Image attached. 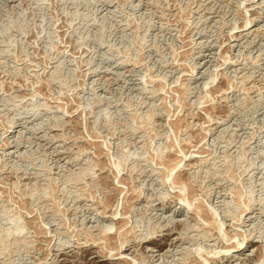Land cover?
Here are the masks:
<instances>
[{
    "label": "rangeland",
    "instance_id": "rangeland-1",
    "mask_svg": "<svg viewBox=\"0 0 264 264\" xmlns=\"http://www.w3.org/2000/svg\"><path fill=\"white\" fill-rule=\"evenodd\" d=\"M220 263L264 264V0H0V264Z\"/></svg>",
    "mask_w": 264,
    "mask_h": 264
},
{
    "label": "bare ground",
    "instance_id": "bare-ground-1",
    "mask_svg": "<svg viewBox=\"0 0 264 264\" xmlns=\"http://www.w3.org/2000/svg\"><path fill=\"white\" fill-rule=\"evenodd\" d=\"M171 163H172V162H171ZM177 165H178V164H175V165L173 166V168H171V169H175ZM171 171H172V170H171ZM177 181H178V180H177ZM196 213H197V212H196ZM196 215H197V214H196ZM209 216H210V215H209ZM206 220H207V219H206ZM210 221H211V220H210ZM213 223H214V222H213ZM211 226H212V225H211ZM237 246H240V245H237ZM228 247H229V246H228ZM233 247H234V246H233ZM225 248H226V246H225ZM225 248H224V249H225ZM239 249H240L239 247H237V248L235 247V248H234L235 251H238ZM225 250H226V249H225ZM227 250H228V248H227ZM227 250H226V251H227ZM229 250H230V248H229ZM231 250H232V249H231ZM226 251H224V252H226ZM224 252H223V253H224ZM224 254H225V253H224ZM226 256H227V255H226ZM231 257H233V256H231ZM220 264H221V263H220Z\"/></svg>",
    "mask_w": 264,
    "mask_h": 264
}]
</instances>
